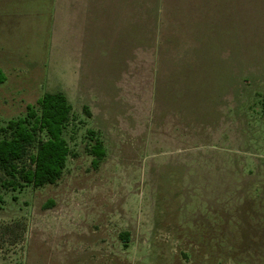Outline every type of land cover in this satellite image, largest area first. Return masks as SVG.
<instances>
[{"label":"rangeland","instance_id":"1","mask_svg":"<svg viewBox=\"0 0 264 264\" xmlns=\"http://www.w3.org/2000/svg\"><path fill=\"white\" fill-rule=\"evenodd\" d=\"M51 5L0 10V125L63 93L73 156L6 196L0 264H264V0H141L80 65Z\"/></svg>","mask_w":264,"mask_h":264},{"label":"trees","instance_id":"2","mask_svg":"<svg viewBox=\"0 0 264 264\" xmlns=\"http://www.w3.org/2000/svg\"><path fill=\"white\" fill-rule=\"evenodd\" d=\"M83 110L90 115L87 107ZM261 114L264 117V101ZM74 117L63 93H45L35 105L26 107L24 115L0 125V214L8 194L55 185L62 178L73 156L67 136ZM88 139L93 143L87 152L97 169L105 158L103 141L94 131L88 132ZM16 199L13 195L12 200ZM48 205L53 206L52 202ZM121 237L128 240L127 233Z\"/></svg>","mask_w":264,"mask_h":264},{"label":"crops","instance_id":"3","mask_svg":"<svg viewBox=\"0 0 264 264\" xmlns=\"http://www.w3.org/2000/svg\"><path fill=\"white\" fill-rule=\"evenodd\" d=\"M5 1L9 0H0V10L4 9ZM140 3L141 0H51L52 35L55 38L56 32L60 31V40L73 44V54L75 60L78 59L74 64L80 65L85 57L92 59L98 56L93 51L92 56L90 49L99 47V39L109 40V31L114 27L116 17L126 19L119 24L122 30L130 26L131 18L136 20L139 16L138 22H141L143 10ZM83 50L89 51L84 53Z\"/></svg>","mask_w":264,"mask_h":264}]
</instances>
